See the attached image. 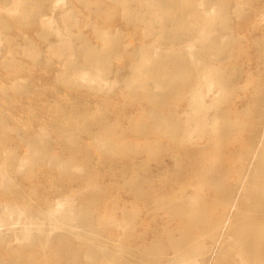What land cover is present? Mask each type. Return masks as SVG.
I'll return each instance as SVG.
<instances>
[{
    "label": "bare ground",
    "instance_id": "bare-ground-1",
    "mask_svg": "<svg viewBox=\"0 0 264 264\" xmlns=\"http://www.w3.org/2000/svg\"><path fill=\"white\" fill-rule=\"evenodd\" d=\"M263 26L257 0H0V264H264V92L228 93Z\"/></svg>",
    "mask_w": 264,
    "mask_h": 264
},
{
    "label": "rangeland",
    "instance_id": "rangeland-1",
    "mask_svg": "<svg viewBox=\"0 0 264 264\" xmlns=\"http://www.w3.org/2000/svg\"><path fill=\"white\" fill-rule=\"evenodd\" d=\"M235 0H232V3L234 4ZM264 0H257V5L263 4ZM231 17L235 16V6L233 5L231 7L230 11ZM254 17L252 18V21H254ZM259 21V19H258ZM236 33L243 34L245 29L242 28H236ZM264 34V26L260 29H252L250 28L248 33L246 34V40L250 42V44L255 43L257 40H259ZM238 69L236 72V79H234V85L229 87L228 93L229 96L233 97V108L236 111L239 112H245L247 110L252 111L254 109V104L256 102L257 97L261 92H264V53H259L257 50L253 49V47H248L244 54L238 55ZM247 73L252 74V80L253 84H250L253 89L248 87L249 85H245V77ZM263 83V84H262ZM261 84V89H258L257 87ZM256 85V86H255ZM184 97L182 96L181 92H175L173 94V97H171V102L174 104L179 103L180 108L178 111L182 110L183 108V102H184ZM249 119L246 120V123H248ZM247 138V137H246ZM259 146H258V145ZM264 144V117L262 116L260 118L259 126L256 129V145L254 149L252 148V154L249 156L248 160L246 163H249L252 165V167H255L258 162V151L261 148V146ZM261 145V146H260ZM240 146H237L236 148L238 149ZM170 149V148H169ZM172 158L175 160H178L180 156L173 152L172 150L170 151ZM158 159V154H154L151 158L152 163L154 164L155 160ZM227 162V168L230 169L232 166H229L228 161ZM237 166H241L240 164ZM218 209V206H217ZM220 210V209H219ZM232 214L234 213V209L232 210ZM259 242L263 241L262 238L258 239Z\"/></svg>",
    "mask_w": 264,
    "mask_h": 264
}]
</instances>
